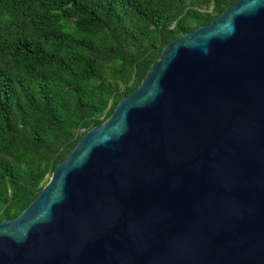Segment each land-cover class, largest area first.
Returning a JSON list of instances; mask_svg holds the SVG:
<instances>
[{"label": "water", "instance_id": "water-1", "mask_svg": "<svg viewBox=\"0 0 264 264\" xmlns=\"http://www.w3.org/2000/svg\"><path fill=\"white\" fill-rule=\"evenodd\" d=\"M0 264H264V0L167 42L0 220Z\"/></svg>", "mask_w": 264, "mask_h": 264}, {"label": "trees", "instance_id": "trees-1", "mask_svg": "<svg viewBox=\"0 0 264 264\" xmlns=\"http://www.w3.org/2000/svg\"><path fill=\"white\" fill-rule=\"evenodd\" d=\"M234 0H0V220L136 88L162 47Z\"/></svg>", "mask_w": 264, "mask_h": 264}]
</instances>
